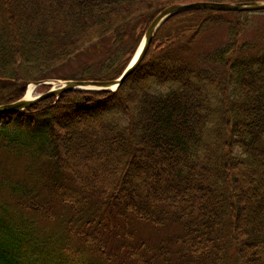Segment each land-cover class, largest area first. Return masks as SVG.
<instances>
[{
  "label": "trees",
  "instance_id": "1",
  "mask_svg": "<svg viewBox=\"0 0 264 264\" xmlns=\"http://www.w3.org/2000/svg\"><path fill=\"white\" fill-rule=\"evenodd\" d=\"M192 1L220 0H0V104L40 80L116 78L153 16ZM248 13L174 12L115 90L0 114V154L23 172L0 160V264H264V50L242 53ZM215 22L225 40L195 52ZM131 221L171 230L134 236Z\"/></svg>",
  "mask_w": 264,
  "mask_h": 264
},
{
  "label": "water",
  "instance_id": "2",
  "mask_svg": "<svg viewBox=\"0 0 264 264\" xmlns=\"http://www.w3.org/2000/svg\"><path fill=\"white\" fill-rule=\"evenodd\" d=\"M191 9H215L222 11H259L264 10V0H251L242 2H226V1H192L186 3H175L165 6L158 11L150 22L147 24L140 42L131 56L130 60L123 68L118 77L107 80H90V79H65V80H50L47 82L38 81L37 84H50L48 89L37 93L32 97H25V93L14 101L0 104V114L15 113L32 105L33 103L45 99L47 97H56L59 93L74 90V89H105L115 90L119 84L136 68L143 58L151 37L157 27L170 14L182 10Z\"/></svg>",
  "mask_w": 264,
  "mask_h": 264
},
{
  "label": "rangeland",
  "instance_id": "3",
  "mask_svg": "<svg viewBox=\"0 0 264 264\" xmlns=\"http://www.w3.org/2000/svg\"><path fill=\"white\" fill-rule=\"evenodd\" d=\"M223 17L229 20H234L236 18L235 15L230 13L224 14ZM238 17L240 20L244 21L240 40L247 45V48L243 49L242 53L248 54L255 51L264 50V12L248 13L246 15L241 14ZM223 23L224 22L212 23V26L210 27L211 29L209 28L199 36V38L193 44L195 52H203L207 48H214L225 40L227 25ZM90 59V57H87L83 54L78 61L70 62L66 64L61 71L58 70L59 74H69L72 72V70L77 69L78 63L80 64L83 62H90ZM31 87L32 95L39 93L34 89L33 84H31ZM0 160H4L6 163H8L7 165L9 167L10 173L14 174V178H18L23 175L21 161L14 158H7L2 154H0ZM127 227L133 232L134 236H144L149 234L150 236L155 237L167 234V232L171 230V228L168 226L154 229L153 227H148L143 223H138L137 221H131Z\"/></svg>",
  "mask_w": 264,
  "mask_h": 264
},
{
  "label": "bare ground",
  "instance_id": "4",
  "mask_svg": "<svg viewBox=\"0 0 264 264\" xmlns=\"http://www.w3.org/2000/svg\"><path fill=\"white\" fill-rule=\"evenodd\" d=\"M31 84H28L25 90V97H32L33 95L31 94Z\"/></svg>",
  "mask_w": 264,
  "mask_h": 264
}]
</instances>
